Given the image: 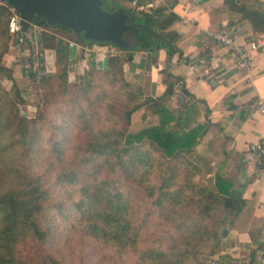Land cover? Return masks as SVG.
Wrapping results in <instances>:
<instances>
[{
    "label": "trees",
    "instance_id": "trees-1",
    "mask_svg": "<svg viewBox=\"0 0 264 264\" xmlns=\"http://www.w3.org/2000/svg\"><path fill=\"white\" fill-rule=\"evenodd\" d=\"M104 1L105 6L110 2ZM133 1L112 0L109 10L124 7L131 15L137 30L130 35V50L87 40L43 17L25 27L43 31L37 45H30L33 69L23 95L13 69L3 63L19 35L10 34L12 7L0 0V73L16 86L8 91L0 82V264H66L57 252L67 248L80 258L67 264H208L206 257L220 247L227 216H237L247 204L233 194L234 182L222 170L215 172L213 185H202L183 162L214 125L192 99L170 107L173 96L189 95L184 80L164 69L165 92L146 99L126 80L128 59L119 51L128 52L130 61L138 52L153 55L165 48L170 60L178 51L177 34L165 31L178 18L172 4L143 11L128 6ZM224 3L264 33L263 13L239 0ZM71 42L108 45L115 53L107 69L92 66L72 82ZM47 49L56 51L55 73L46 70ZM28 101L36 106L32 117L21 112ZM144 108L157 115V124L135 128L133 115ZM75 136L69 157L67 145ZM47 143L54 145L49 155L43 151ZM46 161L51 166L43 167ZM91 164L93 179L86 177ZM227 198L232 199L229 207ZM219 206L224 213L216 218Z\"/></svg>",
    "mask_w": 264,
    "mask_h": 264
},
{
    "label": "crops",
    "instance_id": "crops-1",
    "mask_svg": "<svg viewBox=\"0 0 264 264\" xmlns=\"http://www.w3.org/2000/svg\"><path fill=\"white\" fill-rule=\"evenodd\" d=\"M152 0H143L150 3ZM178 18L165 31L176 33L178 51L171 59L167 49L149 55L138 52L130 61L128 52L119 51L125 59L124 75L142 99L156 98L165 92L164 69L174 77L184 80L189 93L183 99L173 96L171 108H180L187 100L197 102L203 112H209L214 124L208 136L188 160L195 178L203 174L224 171V160L233 162L237 172L234 177L233 194L243 197L247 204L237 216H227L225 236L217 252L208 258L209 264H264V115L254 114L259 101L264 102V47L252 52V71L235 67L232 50L214 40L209 33L230 30L240 42H251L257 37L248 20L231 10L224 0H170ZM249 9L264 14V0H239ZM129 6H133L129 4ZM33 26L30 32H39ZM30 43H11L3 58L6 67L13 69L15 85L25 95L27 91L28 58ZM114 51L108 45L92 44L84 47L75 42L69 45L68 71L70 81H79L92 66L107 69L109 56ZM56 51H45L46 70L56 72ZM0 82L8 91L16 86L0 73ZM176 93H179L177 85ZM26 110L35 113L36 106L28 101ZM135 128L157 124V115L147 108L133 115ZM261 142L263 151H252L250 146ZM219 147L221 155L218 166H206L199 152L209 153L212 146ZM216 155V156H217ZM262 161V162H261ZM230 174V172H229ZM213 176V175H212ZM215 176V175H214ZM229 176V175H228ZM221 229V230H222Z\"/></svg>",
    "mask_w": 264,
    "mask_h": 264
},
{
    "label": "water",
    "instance_id": "water-1",
    "mask_svg": "<svg viewBox=\"0 0 264 264\" xmlns=\"http://www.w3.org/2000/svg\"><path fill=\"white\" fill-rule=\"evenodd\" d=\"M23 19L24 26L33 24L37 17H43L47 23L63 25L87 40L99 43H111L120 49H133L129 35L137 30L131 15L124 7L112 12L104 9V0H5ZM183 99V96L180 95ZM26 114L25 108L22 109ZM232 205V199H226V206ZM228 230L223 228L221 236Z\"/></svg>",
    "mask_w": 264,
    "mask_h": 264
},
{
    "label": "built area",
    "instance_id": "built-area-1",
    "mask_svg": "<svg viewBox=\"0 0 264 264\" xmlns=\"http://www.w3.org/2000/svg\"><path fill=\"white\" fill-rule=\"evenodd\" d=\"M170 3V0H152L150 3L143 2L142 4H138L137 0H135L132 2V5L139 10L150 11V9H155L161 6H168L170 5ZM42 31V28L39 32L26 31L23 19L14 9H12V16L9 22V32L12 37H16L17 35H19V44L30 43L31 45H37ZM209 34L214 40L232 50L235 57L234 64L237 69L252 71V69L254 68L252 52L264 47V33L258 34L256 39L249 43L240 42V40H238V38H236V36L228 29H223ZM111 53L115 52L112 51ZM40 74L45 75L46 72L41 71ZM180 84L181 82L178 83V86H180ZM257 113L264 115L263 101H259L257 103L254 114L256 115ZM249 149L252 151H263V144L261 142L253 144Z\"/></svg>",
    "mask_w": 264,
    "mask_h": 264
},
{
    "label": "rangeland",
    "instance_id": "rangeland-1",
    "mask_svg": "<svg viewBox=\"0 0 264 264\" xmlns=\"http://www.w3.org/2000/svg\"><path fill=\"white\" fill-rule=\"evenodd\" d=\"M108 2H109V4L107 3L106 4V6L104 5V7H105V10H107V11H109V10H111L112 9V5H113V3H112V0H107ZM128 4V3H127ZM126 4V5H127ZM116 5V4H115ZM129 6V5H128ZM13 9V8H12ZM30 31V30H29ZM25 47L27 46H29V47H31L30 45H24ZM30 55L32 56L33 55V50H32V52L30 53ZM35 67H37V66H35ZM28 69V71L30 70V69H33V68H31L30 66H29V68H27ZM25 77H26V80H27V85H29V77H28V72L26 71V74H25ZM27 106V105H26ZM23 108H25V111H26V114L28 115V116H30V117H32V116H34L35 115V113H33V112H30L29 110H26V107L24 106V105H22L21 106V112H22V114H23V111H22V109ZM23 115H25V114H23ZM78 137H76L75 136V138L73 139V141L71 142V143H69L68 145H67V152L69 153V157H70V155H71V153H73V147H74V143L78 140L77 139ZM83 139V137L82 136H80V140H82ZM43 151H44V153H45V155H49V154H52L53 152H54V145L52 144V143H47L46 145H44L43 146ZM219 151V147L218 146H214V144H213V146H212V149H211V151L209 152V153H204L203 154V152H199V156H201L202 157V159H203V163H204V165H206V166H218L221 162H220V157H221V155L219 154V155H217L216 153ZM217 155V156H216ZM182 161H183V159H182ZM47 162V161H46ZM46 162H44V166L43 167H49V166H51V164L49 163V162H47L48 164H46ZM184 163L186 162V163H188V160L187 159H185L184 158V161H183ZM223 165H224V168L226 169V171H229L230 172V174H229V172H227L228 173V175H229V177L230 178H232L231 176H233L234 177V174L237 172V169L234 167V164H233V162H230V161H228L227 159H225L224 160V163H223ZM90 166V165H89ZM81 169H82V167H81ZM94 169H95V166L94 165H92L91 164V168H90V170H89V172H88V174L86 175V177H89V179H93V175H92V173H93V171H94ZM224 172V171H223ZM90 174V175H89ZM207 175H209V174H203L202 176H199V177H196L195 178V181L197 182V183H199V184H202V185H213L214 184V178H215V174H213V173H211L210 175L211 176H207ZM213 175V176H212ZM231 175V176H230ZM50 176L51 177H49L50 179L51 178H53V176L51 175V173H50ZM51 182H53V180H51ZM148 203H149V201L146 199V197L144 198ZM138 202L140 203V204H143L144 205V202L142 201V198H139L138 199ZM150 204V203H149ZM224 212H223V206H219V207H217V209L215 210V212H214V214H215V216H216V218H219V217H221V215L223 214ZM222 229V228H221ZM220 231H222V230H220ZM69 236H71V238H73V237H75V233L73 232V233H71V234H68ZM68 241V240H67ZM70 243H72V244H75L76 245V247H78V248H81L76 242H74V241H72V240H69L68 241V244L70 245ZM49 247H51V246H49ZM92 247V245H87V248L86 249H89V248H91ZM59 250V249H58ZM57 255L60 257V258H63L64 260H65V263L67 264V263H73V261H80V258H79V253H74V252H71L70 250H68V248L67 249H64V250H60V251H58L57 252ZM95 257H93L92 258V260L94 259ZM206 261L208 262V264H209V260H208V257H206ZM79 264H81L80 262H79Z\"/></svg>",
    "mask_w": 264,
    "mask_h": 264
},
{
    "label": "flooded vegetation",
    "instance_id": "flooded-vegetation-1",
    "mask_svg": "<svg viewBox=\"0 0 264 264\" xmlns=\"http://www.w3.org/2000/svg\"><path fill=\"white\" fill-rule=\"evenodd\" d=\"M131 37H130V35H129V39H130Z\"/></svg>",
    "mask_w": 264,
    "mask_h": 264
}]
</instances>
